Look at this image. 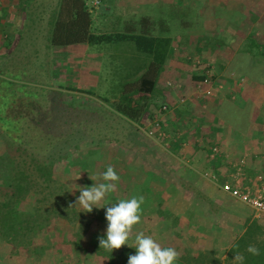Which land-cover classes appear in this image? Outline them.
Returning a JSON list of instances; mask_svg holds the SVG:
<instances>
[{"label": "rangeland", "instance_id": "1", "mask_svg": "<svg viewBox=\"0 0 264 264\" xmlns=\"http://www.w3.org/2000/svg\"><path fill=\"white\" fill-rule=\"evenodd\" d=\"M110 1L101 0L100 7L92 10L94 25L90 51L101 56L82 62V65L88 67V72L85 74L83 72L78 74L81 69L80 66L77 67L80 61L69 58L65 49H52L48 46L46 22L42 20H33L34 25L24 35V28H19L20 26L15 31L6 28L0 32L1 55H11L13 61H29V64L36 59L43 61L45 77L40 80L46 79L41 80L44 84H34L33 82L37 80L35 79L29 87L35 92H44L42 95L46 97L41 98L43 104L54 111L34 115L37 118L36 124L42 120V126L36 125L38 135L39 133L58 135L61 139L55 145L56 150L52 152L55 158L72 157L73 154V157L78 156L76 159L78 162L65 169L62 168V164L57 165L56 178L80 193L79 189L82 187L103 182L98 174L106 171L107 166L111 165L120 179L116 182L115 192L108 194L101 202V206L107 208L121 199H129L134 195H142L145 198L141 222L134 226L130 244L133 243L135 235L142 231L147 232L148 236L165 247L171 233L180 230L182 233L187 232L191 238L173 244L179 255L186 250L193 255L198 253L203 247L199 242L202 239L206 243L214 242L221 251L227 250L235 237L244 232L243 220L250 216L251 212L248 207L222 194L216 187L204 181L207 177L204 176L203 171L209 166L207 152L215 147L211 146L212 140L207 139V141L206 136L200 135L196 143L195 139L190 141L184 135L183 138H186V142H190L191 145L181 148L180 145L176 147L173 145L172 138L175 135H172L174 129L170 125L167 127L161 125L164 132L165 127L168 128L165 132L166 140L152 138L147 134L155 130V126L147 125L141 131L136 126L130 128L126 124L127 120L113 109V101L120 95L119 80L123 79L115 75L119 71L116 66L113 67L114 70L110 67V56H115L116 64L121 62L125 53L131 54L132 48L135 50V47L131 43H103L100 38L103 34H116L118 30L125 31L128 21L141 24L144 17L152 19L158 33H163L160 27H169L170 30L165 31L162 37L171 41V37L182 35L184 28L190 30L194 38L199 34L197 26H200V22L193 20L192 16L195 13L185 11L184 7L176 9L170 6L168 0H117L115 4ZM56 2L57 0H38L35 5L45 14L55 6ZM187 4L193 7L192 0L187 1ZM180 8L183 10L180 11ZM108 9L115 16L111 20H99L100 14ZM16 13L21 17L25 12L17 10ZM186 22H189L190 27H184ZM185 35L188 34L182 36ZM194 39L198 41L199 37ZM186 42L180 44H183V48L178 45L175 54L184 66L181 73L187 84L185 86L177 81L179 79L171 77L170 86L165 83L168 88L161 89L153 100L156 107L150 109L152 115L158 111V102L162 100L160 95L168 96V101L172 102L181 98L193 102H200L202 99L201 96H193L196 93L193 91L197 83L196 74L191 72L190 67L181 57L183 55L196 57L204 65L211 63L212 67L215 66L213 60L216 58L210 57L207 45L200 53L195 49L196 44L189 42V37ZM197 44L202 46L203 43ZM213 69L214 71L217 69L212 68L213 82L217 85V76H214ZM197 76L201 79L204 77H200V72ZM204 102L207 103L205 99ZM234 121L243 123L240 127L246 125L244 118ZM136 129L142 135H138ZM194 143L197 145L195 146ZM51 144L52 142L49 141L47 144L49 146H44L45 153L51 152L53 148ZM192 167L197 169V172H192ZM260 174L259 176L264 180V170ZM163 211H168L177 217L178 222L174 224L162 222ZM86 215L88 216L89 213ZM106 230L107 226L102 228L103 232ZM94 239L95 234L88 233L83 241V248H77L73 245L75 241L72 228L58 231L51 225H44L31 241L32 244L43 249L39 258L11 254L10 249L0 242V264H106L90 252ZM85 249L88 252H85ZM225 258L226 256L223 257V264H233V262H225Z\"/></svg>", "mask_w": 264, "mask_h": 264}, {"label": "trees", "instance_id": "2", "mask_svg": "<svg viewBox=\"0 0 264 264\" xmlns=\"http://www.w3.org/2000/svg\"><path fill=\"white\" fill-rule=\"evenodd\" d=\"M34 1L27 11L30 24H26L23 35L34 25L33 20H42L46 22L49 47L92 44L94 23L92 11L86 7L87 0H57L55 6L45 14L35 5L38 0ZM100 38L103 43H131L135 47L131 53L136 59L129 63V74L121 85L120 95L113 101V109L128 121L140 125L149 112L150 103L156 98L158 79L165 71L172 41L155 37L151 31L103 34ZM38 61L35 64L32 61L30 64L29 61L17 62L11 59V55L0 54V242L10 249L11 254L39 258L43 249L31 241L42 226L51 225L58 231L72 228L73 245L77 248H83L86 235L94 233L95 239L90 249L92 255L106 264H128L129 255L136 254L134 247L124 245L110 253L99 246L98 237L106 238V231H102L108 225L106 208L94 207L87 216L79 205L75 206L80 193L56 178L57 165L62 164L65 169L76 164L78 156L73 157V154L72 157L55 158L52 152L61 139L58 135H38L36 125L42 126V120L36 124L34 115L54 111L43 104L41 98L46 97L42 95L44 92H35L29 87L35 79L33 83L36 85L44 84L41 80H46H40L45 77L44 64ZM211 66V63L208 64V68ZM200 79L196 76V80ZM157 112L162 114V107ZM49 141L53 150L45 153L44 146H49ZM180 144L174 141L173 145L176 147ZM162 222L174 224L178 219L163 211ZM144 234L149 235L147 232ZM190 238L187 232L175 230L165 247H173L176 241L184 242ZM199 242L203 247L198 253L193 255L186 250L179 255L175 264H223L224 256L225 262L232 263L237 253L244 256L243 264H264V218L247 220L244 232L235 237L227 250H219L214 242L206 243L203 239ZM131 244L134 245V240ZM249 245L258 248L260 254L249 253ZM85 252L88 250L85 249Z\"/></svg>", "mask_w": 264, "mask_h": 264}, {"label": "crops", "instance_id": "3", "mask_svg": "<svg viewBox=\"0 0 264 264\" xmlns=\"http://www.w3.org/2000/svg\"><path fill=\"white\" fill-rule=\"evenodd\" d=\"M187 1L189 0H168L170 6L176 9L177 7H184L185 11L195 13L192 16L193 20H198L200 26H197L199 34L194 38L199 37V39L198 41L194 39L192 32L187 28L182 30V35H188L168 36L171 37L173 44L165 71L161 73L158 79L156 95L161 92V89L166 90L168 88L166 84L170 86L169 79L171 77L179 79L177 81L186 86V80L181 73L184 66L180 63V58L177 57L175 51L177 52L178 45L183 48V44H180L186 42L188 37L191 44H196L195 49L198 52L201 53L207 45L210 57L216 58L213 60L215 66L211 67L217 69V71L213 69L214 76H217V85L214 83V92L217 94L213 93L214 97L205 99L206 104L204 99H200V102H193V100L181 98L172 102L168 101V96L160 95L162 100L158 102V109L166 105L168 111L162 114L155 111L153 115L148 112L142 118L140 125L127 119L126 124L130 128L136 126L140 131L147 125L152 126L156 121H160V124L166 127L170 125L174 129L172 135H175L172 139L181 142V148L191 145L190 142H186V138L190 141L195 139L197 143L200 135H204L206 140H212L211 146L220 148L219 153L214 158H211V148L207 152L209 166L206 171H203L204 176L211 174L225 181L231 179V175L236 171L244 175L247 183L254 184L257 177L261 175L260 172L264 170V0H192L194 8L189 7ZM34 2V0H0V32L6 28H12L15 31L19 26V28H25L27 23L30 24V20L27 19V11ZM110 2L115 4L118 1L111 0ZM17 10L25 12L24 15L19 17V13H16ZM114 16L108 9L101 13L98 18L99 20H111ZM184 22L183 24H185ZM186 23L184 27H190L189 22ZM153 24L150 17H144L141 24L128 21L125 26L126 30H118V33L140 34L151 31L153 36L162 37L163 35L155 30V24L154 26ZM160 29L163 33L170 30L166 26L160 27ZM198 42H202V46L201 43L198 45ZM90 46L89 43H84L51 48L65 49L69 58L80 61L77 66L81 68L78 69V74L82 72L85 74L88 72V67L82 65V62H87L93 58L97 59V56L100 55L92 53ZM125 54L121 62L116 64L115 56H110V67L114 70L113 67L116 66L119 71L114 74L123 79L119 80L118 86L120 88L129 74L130 61L136 59L132 53ZM181 58L184 59L185 64H188L191 72L196 76L200 72V77L203 76V69L196 65L198 58L191 59L185 55ZM141 60L145 61L143 58ZM199 82L197 80L195 86L193 85V91L196 92L193 96L200 97L196 91ZM154 103L153 101L150 103L149 111L152 107H156ZM243 118L246 125L240 127L243 123H236L234 120H243ZM149 119L154 122L150 123ZM166 127L165 132L168 130ZM137 129V134L142 135ZM184 135L186 136L185 139L183 138ZM196 143H194L195 146ZM196 170L194 167L191 168L192 172H197ZM204 181L224 194L210 177ZM250 212V216L244 218V224L247 220L258 221L264 218V216L257 217L251 209Z\"/></svg>", "mask_w": 264, "mask_h": 264}, {"label": "clouds", "instance_id": "4", "mask_svg": "<svg viewBox=\"0 0 264 264\" xmlns=\"http://www.w3.org/2000/svg\"><path fill=\"white\" fill-rule=\"evenodd\" d=\"M98 175L103 182L79 189L80 195L77 197L75 206L79 205L83 212L91 213L94 207H105L101 206V202L108 194L115 192L116 182L120 179L111 165ZM89 178L92 180V177L89 176ZM144 199L142 195H134L129 199H121L118 203L106 208L105 218L108 222L106 238L98 237L99 246L110 253L124 245L134 247L136 254L129 255L128 264H175L179 258L176 249L162 247L142 231L135 235L134 245L129 244L134 226L141 222ZM247 251L252 255L260 254V250L253 245H249ZM243 262L244 256L240 253L235 254L233 264H243Z\"/></svg>", "mask_w": 264, "mask_h": 264}, {"label": "built area", "instance_id": "5", "mask_svg": "<svg viewBox=\"0 0 264 264\" xmlns=\"http://www.w3.org/2000/svg\"><path fill=\"white\" fill-rule=\"evenodd\" d=\"M100 5L101 0L86 1V7L91 11L98 9ZM196 65L203 69L204 76L197 85L196 91L202 99H208L212 97L214 93L212 69L208 68V65L205 66L199 60H196ZM162 111H168V107L166 105L162 106ZM153 126H155V130L149 131L147 134L152 138L166 140V134L161 129L160 121H156L152 127ZM218 153L219 148L214 147L211 151V158H214ZM205 177H210L225 195L250 208L257 217L264 216V180L262 176H258L254 184L247 183L244 175L236 171L231 175V179L225 181L212 175L206 174Z\"/></svg>", "mask_w": 264, "mask_h": 264}]
</instances>
